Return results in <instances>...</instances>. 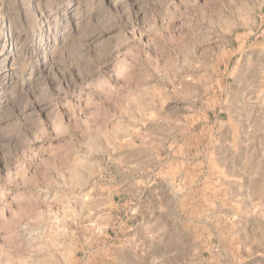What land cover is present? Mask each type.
<instances>
[{
    "label": "rangeland",
    "instance_id": "374dc122",
    "mask_svg": "<svg viewBox=\"0 0 264 264\" xmlns=\"http://www.w3.org/2000/svg\"><path fill=\"white\" fill-rule=\"evenodd\" d=\"M237 102L224 164L264 158V0H0V264H264V210L147 209L151 158Z\"/></svg>",
    "mask_w": 264,
    "mask_h": 264
},
{
    "label": "crops",
    "instance_id": "0c3cea01",
    "mask_svg": "<svg viewBox=\"0 0 264 264\" xmlns=\"http://www.w3.org/2000/svg\"><path fill=\"white\" fill-rule=\"evenodd\" d=\"M217 99L215 97L216 101ZM237 105L239 108L236 116L233 113L232 115L227 113L228 121L224 124L220 115L221 110L218 111L217 107L214 108L215 113H211L214 115V121L207 122L206 118L202 122L200 118L197 119L199 122L195 124L189 121V128L195 125L198 127L193 132L191 129L184 138L182 158H165V161L164 158H151L157 162L152 169L156 179L164 180L167 188L165 194L159 185L154 186L151 198L153 201H157L160 206L157 209L148 206L147 209L151 210L152 208L156 212L157 210L182 211L188 222L191 221L193 212L200 224L203 223L207 211L210 210L231 211L241 220L248 219L245 216L249 214L248 212L256 213L264 210V158H226L224 164V158H221L219 153L220 146L206 143L213 136L216 140L221 139L223 128L230 132L234 129L245 128L242 127V124L247 121V110L239 102ZM217 111L218 114H216ZM196 146L198 153L193 154L192 148L194 149ZM235 160L238 173L228 169V164L234 167ZM254 161L259 162L257 170L251 169ZM145 168L146 166L143 167V158L136 159L132 165H128V169H134L141 173ZM232 184H236V192L230 188ZM133 185L135 194L146 191V183L141 179L135 181ZM125 193L131 194L129 190ZM157 217L158 215L155 218L157 219ZM168 219L175 220V215L170 214ZM237 237L236 241L239 243L247 241L243 237L239 238V235ZM232 239L234 240L235 237L233 236ZM259 242L263 243L264 238ZM240 254V257L248 255V258L264 259V249L250 251L242 249Z\"/></svg>",
    "mask_w": 264,
    "mask_h": 264
}]
</instances>
